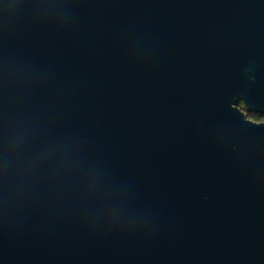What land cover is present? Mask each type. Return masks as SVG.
Listing matches in <instances>:
<instances>
[{"label": "water", "instance_id": "1", "mask_svg": "<svg viewBox=\"0 0 264 264\" xmlns=\"http://www.w3.org/2000/svg\"><path fill=\"white\" fill-rule=\"evenodd\" d=\"M247 112L264 0H0V264H264Z\"/></svg>", "mask_w": 264, "mask_h": 264}, {"label": "trees", "instance_id": "2", "mask_svg": "<svg viewBox=\"0 0 264 264\" xmlns=\"http://www.w3.org/2000/svg\"><path fill=\"white\" fill-rule=\"evenodd\" d=\"M238 106L243 108V103L242 102H239L238 103ZM248 118L254 120V121H262L264 120V114H260V113H255V112H252L250 114H248Z\"/></svg>", "mask_w": 264, "mask_h": 264}, {"label": "flooded vegetation", "instance_id": "3", "mask_svg": "<svg viewBox=\"0 0 264 264\" xmlns=\"http://www.w3.org/2000/svg\"><path fill=\"white\" fill-rule=\"evenodd\" d=\"M250 113H252V112H247V115L250 114ZM255 113H256V112H255ZM260 114H262V113H260ZM256 122H257V121H256ZM259 122H264V120L259 121Z\"/></svg>", "mask_w": 264, "mask_h": 264}]
</instances>
